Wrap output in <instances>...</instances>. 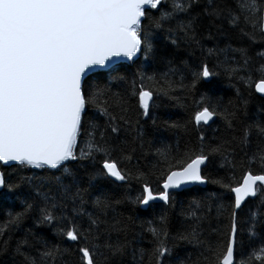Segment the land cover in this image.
Instances as JSON below:
<instances>
[{
	"label": "snow or ice",
	"instance_id": "snow-or-ice-1",
	"mask_svg": "<svg viewBox=\"0 0 264 264\" xmlns=\"http://www.w3.org/2000/svg\"><path fill=\"white\" fill-rule=\"evenodd\" d=\"M159 33L174 48L190 49V56L199 50L198 66L187 60L174 66L169 60L168 71L159 75L138 71L130 92L124 93H113L110 84L127 83L125 75L103 85L94 81L101 73L117 72L114 65L121 57L131 62L141 54L145 60L159 59L155 43ZM204 39L217 42L205 48ZM256 45L260 47L253 54ZM212 59L216 63L210 67ZM221 71L240 86L235 102L221 106L204 93L193 101L195 108L183 124L164 121L169 128L200 133L196 145L157 149L155 163L146 172L133 175L121 167L113 140L121 125L129 129L139 125V119L135 124L128 119L130 101L138 117L155 124L154 97L179 99L177 91L193 96L200 84L211 82ZM176 75L178 81L172 78ZM146 81L157 87L146 86ZM257 94L264 98V0H0V162L47 173L21 176L15 183L6 182L0 173V190L6 189L0 197L14 196L19 202V209L10 211L0 224V251L7 252L12 245L11 238L3 237L35 217V228L55 225L59 241L49 243L33 228L23 229L12 249L20 264H172L173 250L180 244L194 247L198 255L195 261L189 257L177 264H255L253 257L264 264V239L261 247L253 246L264 211L249 209L241 218L248 197L258 198L257 209L264 207V171H252L254 163L264 169V117L248 113ZM89 108L106 123L101 127L88 120V141L77 154ZM259 111L264 112V106ZM215 118L224 121L227 135L209 138L204 127ZM134 152L122 153V160L130 162ZM217 157L220 167H228L233 176L237 167L247 166L242 182L233 186L228 176L206 175ZM68 161L91 162L90 179L100 177L114 184L135 179L140 191L134 198L91 199L93 186L82 187L66 166ZM207 183L234 194L228 205L217 207L222 226L211 228L214 238L206 237L203 229L211 207L197 215L203 209L197 201L181 212L191 223L174 234L166 211L141 222L139 230L111 215L125 200L144 208L156 202L173 205L178 190ZM25 186L26 194L21 191ZM144 242L149 247L141 246Z\"/></svg>",
	"mask_w": 264,
	"mask_h": 264
},
{
	"label": "trees",
	"instance_id": "trees-1",
	"mask_svg": "<svg viewBox=\"0 0 264 264\" xmlns=\"http://www.w3.org/2000/svg\"><path fill=\"white\" fill-rule=\"evenodd\" d=\"M167 7V4L165 5ZM153 14H157L153 10ZM145 24L148 23L147 20L144 21ZM206 35V34H205ZM216 40L204 39V47H213ZM157 45L158 57L156 61L151 59L145 60L144 56L141 54L136 58L135 62L129 61L128 63H120L114 65L118 69L117 72L109 75L108 73H101L99 76L94 77V81L98 80L101 85L108 82L111 77L125 75L127 77V83L112 80L110 84L111 91L113 93H124L125 91L130 92L131 81L135 77L138 71L145 72L146 75H152L153 73L159 75L163 72L168 71V61L172 60L174 66H179L181 61L187 60L194 66H198L200 54L197 50L196 56H190V49H186L183 45L180 48H174L168 40L164 38V33H159L155 41ZM220 47H224L225 40L223 37L219 38ZM235 46V43H234ZM259 45L253 47V54L256 50H259ZM215 60L209 61L210 67L215 65ZM185 83L190 82V75L187 73ZM175 80H179V75L172 77ZM146 86L157 87L152 85L150 82L146 81ZM236 87H240L235 81H230L226 75L221 71V75L214 78L211 82L202 83L199 85L197 92L193 96H186L185 93L177 91L174 93L179 99H169L167 97L159 96L154 97V107L152 110L153 116L156 118V123L153 124L151 119L145 118L143 116H137V111L135 105L130 101L128 105V119L134 124L139 119V125L135 128H126V126L121 125V132L118 138H115L113 142L117 147V151L114 154L115 158L121 160V167L130 170L133 175L139 171H148L152 165L155 163L156 150L163 149L165 147H171L173 150L179 146L180 150L185 148H191L197 144V138L200 133L193 132L190 129L185 131L183 128H169L165 125L164 121L180 122L183 124L190 113L194 110L195 105L194 100H199L200 95L207 93L210 95L214 101H219L221 106L228 105V102L232 100L236 101ZM242 91L247 94L246 90L242 88ZM264 106V98L259 97L257 94L248 106L249 116L256 118L257 116L264 117V112H260V108ZM119 112V109H116ZM91 119L93 123H96L103 127L106 123L105 118L99 116L91 108L88 109V114L85 118V127L82 135L79 137V146L77 148V154H79L80 147H84L88 141V136L86 135L88 128V120ZM205 134L211 138L213 136L222 137L227 135L225 131L224 121L220 118H215V120L210 124V126L204 127ZM142 133V136H140ZM109 134L110 130H109ZM140 136V138H137ZM257 138L253 136V148H255L257 143ZM133 153V159L129 162L127 160H122L121 154L127 155ZM221 160L219 157L215 158L212 164L205 169V174L210 175L212 179L222 176H228L232 179L233 186H236L237 182H242V175L248 170V167L244 168L237 167L235 173L229 171L228 167L221 168ZM14 163L10 165H3L0 163V173H3L5 180L8 183L18 182L21 176H31L35 174L36 176H43L47 173L41 169H21L18 166L13 167ZM83 165V166H82ZM66 166L71 168L78 177L79 183L82 187H89L91 184L93 187L89 189L91 194V199H94L98 195H108L114 199L122 198L125 195L135 197L140 191V186L135 179L130 180L127 183L121 184L119 182L112 183L108 179H103L96 177L95 179H90V175L94 172V168L89 161H68ZM252 171L255 174H261L264 169L261 168L259 163H254L252 165ZM59 175L60 173H56ZM154 179V178H153ZM153 187H156L153 184ZM0 191H6L0 190ZM23 193L28 192V188L25 186L21 189ZM85 199H89L88 196ZM234 197L232 193L226 192L225 189L221 188L217 184L207 183L205 188L193 187L187 190L178 192L175 195V200L173 205L164 206L163 202H156L151 207L143 208L136 204L125 200L124 203L115 206V212L111 215H116L118 219L124 221L139 230V225L143 221L149 219H155L162 212L167 213L171 225V231L173 234L181 229L183 226L191 223V220L187 219L186 216L181 215L182 210L188 209L190 203L193 201L199 202L203 209L197 210V215H203L209 211L211 207V213L208 220L203 222L204 235L209 238L211 228L221 227L222 218L217 217V207L221 204L228 205ZM257 199H247V202L243 206V211L241 212V218L244 219L248 213L249 209H255L259 211H264V207L257 209ZM195 207V205H193ZM19 209V202L14 196L0 197V224L6 221L8 213L13 210ZM88 210L91 211V203L88 204ZM35 217L29 218L24 222L23 229L33 228L37 235L43 236L47 239L49 243H57L59 237L56 234L55 225H45L39 228L34 226ZM23 229L10 232L8 235L3 237V239L11 238L12 245L7 251H0V264H20V257H14L12 249L15 247V241L20 239L24 232ZM146 239L148 234H145ZM244 239L247 243L248 236L245 233ZM261 239H264V224L257 226V235L254 238V247H261ZM141 246L149 247V245L144 242ZM251 249H246L250 251ZM198 255V250L194 247L186 244H180L175 247L171 257L172 264H177L179 259H187L191 257V261H195ZM66 259H68L66 257ZM130 262L131 258H127ZM255 264H261L260 259L253 257ZM191 264V262H190Z\"/></svg>",
	"mask_w": 264,
	"mask_h": 264
},
{
	"label": "water",
	"instance_id": "water-1",
	"mask_svg": "<svg viewBox=\"0 0 264 264\" xmlns=\"http://www.w3.org/2000/svg\"><path fill=\"white\" fill-rule=\"evenodd\" d=\"M129 61H127L126 59H124V58H119V59H117V61H116V64L115 65H117V64H120V63H128ZM215 120V119H214ZM213 121H211L210 122V124L212 123ZM1 164H2V162H0ZM12 163H14L15 164V162H10V164H12ZM9 164V165H10ZM205 186H206V184H204V185H191V186H188V188L187 189H190V188H193V187H200V188H205ZM187 189H185V190H187ZM181 191H183V190H178V192H181ZM233 195V197H234V194H232ZM247 199H254L253 197H248ZM144 208V207H143Z\"/></svg>",
	"mask_w": 264,
	"mask_h": 264
}]
</instances>
